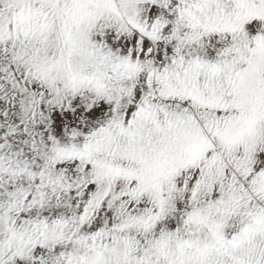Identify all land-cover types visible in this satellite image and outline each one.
<instances>
[{
	"label": "rangeland",
	"instance_id": "rangeland-1",
	"mask_svg": "<svg viewBox=\"0 0 264 264\" xmlns=\"http://www.w3.org/2000/svg\"><path fill=\"white\" fill-rule=\"evenodd\" d=\"M0 264H264V0H0Z\"/></svg>",
	"mask_w": 264,
	"mask_h": 264
}]
</instances>
